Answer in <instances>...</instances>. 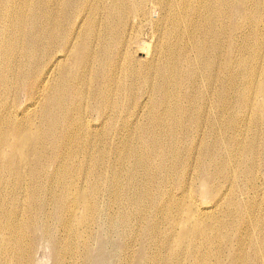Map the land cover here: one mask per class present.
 I'll use <instances>...</instances> for the list:
<instances>
[{
	"label": "bare ground",
	"instance_id": "obj_1",
	"mask_svg": "<svg viewBox=\"0 0 264 264\" xmlns=\"http://www.w3.org/2000/svg\"><path fill=\"white\" fill-rule=\"evenodd\" d=\"M264 264V0H0V264Z\"/></svg>",
	"mask_w": 264,
	"mask_h": 264
},
{
	"label": "rangeland",
	"instance_id": "obj_2",
	"mask_svg": "<svg viewBox=\"0 0 264 264\" xmlns=\"http://www.w3.org/2000/svg\"><path fill=\"white\" fill-rule=\"evenodd\" d=\"M46 251L44 250H38L36 257L39 259L40 264H48L49 260L48 258L45 256Z\"/></svg>",
	"mask_w": 264,
	"mask_h": 264
}]
</instances>
